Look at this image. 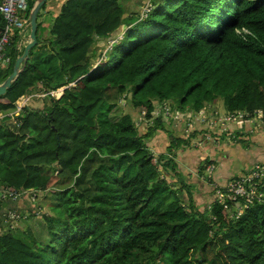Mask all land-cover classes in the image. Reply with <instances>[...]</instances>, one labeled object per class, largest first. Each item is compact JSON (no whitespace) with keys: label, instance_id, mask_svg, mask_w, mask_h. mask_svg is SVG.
<instances>
[{"label":"trees","instance_id":"16d2710c","mask_svg":"<svg viewBox=\"0 0 264 264\" xmlns=\"http://www.w3.org/2000/svg\"><path fill=\"white\" fill-rule=\"evenodd\" d=\"M121 1L66 0L46 39L41 11L38 44L0 96L6 115L22 96L63 88L60 97H32L16 122L0 119V187L58 189L43 198L58 214L40 215L46 245L32 226L15 227L21 213L0 212V264H264V177L252 182V202L239 197L227 210L212 191L210 206L199 205L176 162L189 141L171 133L165 152L152 147L167 127L168 102L182 111L218 100L233 113L264 110V0H150L147 17ZM4 25L0 11V31ZM122 30L95 64L97 44ZM25 35L12 37L2 80ZM117 103L145 111L155 125L143 132L132 111L114 116ZM11 211L20 218L4 223Z\"/></svg>","mask_w":264,"mask_h":264},{"label":"rangeland","instance_id":"374dc122","mask_svg":"<svg viewBox=\"0 0 264 264\" xmlns=\"http://www.w3.org/2000/svg\"><path fill=\"white\" fill-rule=\"evenodd\" d=\"M122 3L125 4L126 10L127 12H130V14H139L140 12H143L144 8L149 5L150 0H122ZM43 11V10H42ZM46 19L45 20H51L50 24L53 23L55 17L53 12H49L46 13ZM41 17H42V12H41ZM41 19V18H40ZM42 27L40 29V36H41V31H42ZM123 31H120L118 33V38L119 37H123ZM116 40L114 39L113 42H110V44L106 41L103 42H99L97 44V48L98 51L96 50V56H95V60L98 58V52L100 53L101 51H103V55L101 58L106 57L107 55V51L108 49L111 48V46L113 45V43ZM100 58V59H101ZM99 59V60H100ZM99 60H96L94 63L96 64ZM94 64V65H95ZM62 90V89H60ZM38 97H44L47 95H43L41 93H39V95H36ZM33 98H31L29 100V104H31ZM39 101V100H35ZM121 103V102H120ZM116 104V106L111 110V114H113L116 117H119L123 114H125L126 112H131L132 111V116H133V120L136 121V125L139 129H141V131L143 132H148L150 127H152V125L154 126L155 123H153L154 121V117L150 118V119H145L144 115H145V111H141V109L137 108V109H133L132 107H124L122 104ZM157 109L154 111V115L159 114L160 115V109L162 108L160 106V104H156ZM171 105V107H170ZM176 104L175 106L172 105V103L168 102V108H171L170 110V116L171 118H169L168 120H171V125L168 126L169 121L167 120L166 124L167 127H165L164 129L162 127H159L157 129V131L162 133V139L163 138H169L171 137V133L175 134L177 137H182L184 139H186L187 141H189V144H184L182 145L180 148H177V154L178 156L176 157V161L178 160V157L180 159V157L182 156V154L185 152H182V150L184 149H189L190 151L194 152L192 153V159L194 160L193 162V166L198 167L200 164V160L202 161L201 163L204 164V166L208 167L210 166V164H214L215 162L218 161V157H216V155L212 154L213 150H222V152H220L221 156H226V152L225 149H221L224 148L222 144L226 143H220L221 140L223 141H240L242 143H244L246 145V141L241 140V137L238 135L239 132H236L235 134L233 133V131L230 130L229 125L232 123L234 124V129L238 126V124L240 125L238 127V130H246L244 129V126H248V123H244V119L240 116V118L238 120H229V114H234L237 115V113L239 112H229L227 111L223 101L218 100V102H216L213 106V104H209L206 107L202 108L199 110V112H194V111H182L178 108H176ZM132 108V109H131ZM262 115H258L261 118H255L254 122L260 123L264 125V112H261ZM0 115H2L0 113ZM6 115L0 116V119L5 117ZM13 121L15 122V119H13ZM220 128V131H218ZM243 131V132H244ZM247 134H249V130L247 131ZM252 132L254 133V130H252ZM226 133L228 135H226ZM233 133V134H232ZM242 133V132H241ZM235 137V138H234ZM227 141V142H228ZM166 141H164L165 143ZM162 143V144H164ZM169 144V143H168ZM248 145V143H247ZM168 145L165 149V151L167 150ZM155 149V148H154ZM195 150V151H193ZM156 154H159V151L153 150ZM182 152V153H181ZM207 152H209L210 154V161H214V163H210L207 162V157L205 156L206 159H202L203 155H205ZM170 156V154H168ZM218 156V155H217ZM199 158V159H198ZM220 158V157H219ZM217 164L210 166V168H214V166H216ZM192 166V167H193ZM247 168V167H246ZM183 169H188L187 167H183ZM251 169H254V166L251 167ZM251 169H249V171H251ZM203 178H209L210 173L206 170H203ZM246 174V173H243ZM236 176H240V175H236ZM236 176H234L231 180L235 179ZM202 177H199L200 180L197 179V177H194V179L198 180L199 183L203 182ZM213 177V175L211 174V178ZM56 181V180H55ZM55 181L53 183H55ZM188 182V181H187ZM190 184V183H189ZM69 184L67 183V186ZM66 186L65 185H57V187L64 189ZM57 189V188H54ZM52 189V190H54ZM51 191H48L46 193H42L39 192L38 190H34L33 192H27V193H22L21 196L17 197V198H9L7 199L6 197H3L0 199V211L5 209L4 211H2L4 214V212H7L9 209H14L17 212L22 214V218L19 219L17 222H15V227L21 228V229H25L28 225L31 227H33V229L35 230L37 236L39 237V240L41 242V244L46 245L49 241L51 236L49 235V233L46 231V225L41 221L40 219V215H43L42 213L48 214L49 217H52L54 219L57 218L58 214L57 211L54 210V208L51 206L50 203L45 202L43 200V198L45 196H47V199L50 200L53 197V194H51ZM58 190V189H57ZM216 198V197H215ZM9 202V203H8ZM38 216L36 218H34L32 220V217ZM9 221H11V218L9 216ZM16 230H14L13 232H15Z\"/></svg>","mask_w":264,"mask_h":264},{"label":"crops","instance_id":"0c3cea01","mask_svg":"<svg viewBox=\"0 0 264 264\" xmlns=\"http://www.w3.org/2000/svg\"><path fill=\"white\" fill-rule=\"evenodd\" d=\"M66 2V0H48L46 8L42 11V17L41 21L42 23V31H41V37L43 39H46L49 36V30L51 20H45L46 19V13H49L50 11L53 12L54 17L60 13V10L62 8V5ZM55 20V19H54ZM54 22V21H53ZM28 42V37L25 35L23 37V41L21 44H19V48H23L24 45ZM214 106V105H213ZM238 126L234 129V124H230L229 128L231 131L234 130V134L236 132H239V136L241 137V140L246 141V145L240 141L234 140L232 141H223L221 140V144L224 145V148L226 152V156H221L220 152L222 150H213L212 154L216 155L218 157V161L214 164H217L215 166V170L213 172V179L214 183L217 185H220L221 187L225 186L229 180H231L236 175H243V173H247L249 169H251L252 166H255L256 164L264 163V125L257 122H250L248 123V126H244V129L247 131L249 130V134H247L246 130H238ZM254 130V133L252 132ZM220 131V128L219 130ZM244 131V132H243ZM242 132V133H241ZM232 133V134H233ZM226 135H228L226 133ZM157 138L152 141V147L154 150L161 152H165V149L167 145H169V138H163L162 139V133H157ZM235 138V137H234ZM164 141H166L164 143ZM164 143V144H162ZM248 143V145H247ZM151 144V142H150ZM185 151V152H184ZM195 151V150H193ZM184 152L182 156L178 157V160L176 161L179 167L181 168L183 174L187 178L188 183H191L194 185V192H195V198L198 199L199 205L209 204L210 197L213 198L212 191L214 196L215 194V184H210L208 181L200 176L198 174V167L193 166L194 160L192 159V151L189 149L182 150ZM181 152V153H182ZM218 155V156H217ZM178 156V154H177ZM176 156V157H177ZM205 156L210 159V154L207 152L205 155H203L202 159H206ZM220 157V158H219ZM199 159V158H198ZM203 161V160H202ZM201 162V160H200ZM201 164V163H199ZM193 166V167H192ZM183 167H187L188 169H183ZM247 167V168H246ZM194 177H197L198 180H200L199 177H202L203 182L206 186H203L199 181L194 179ZM207 184L212 186L211 188L207 189ZM9 203V202H8ZM208 206V207H209ZM5 209L1 210L0 212L4 211Z\"/></svg>","mask_w":264,"mask_h":264},{"label":"built area","instance_id":"2783aa9c","mask_svg":"<svg viewBox=\"0 0 264 264\" xmlns=\"http://www.w3.org/2000/svg\"><path fill=\"white\" fill-rule=\"evenodd\" d=\"M151 5H147L143 12H141L142 16L147 17L149 14V11L151 10ZM28 9V0H2L0 3V11L2 12L4 19H5V25L4 28L0 31V82L1 79V72L3 68L7 67L9 63L11 62V57L7 54V49L11 45L12 37L17 32L19 34H24L26 32V27L28 24V18L24 15V12ZM119 37L116 39L118 41L121 39ZM115 41V42H116ZM57 89V90H51V91H42L39 92L43 95L52 94L56 97H60L63 93V88ZM39 93H31L25 96H22L16 105V109L6 115L11 116L12 119H16L17 116H19L24 108L29 105V100L39 95ZM171 107V106H170ZM171 108H168L166 106L163 110L164 114H166L167 118H171L170 114ZM160 113L162 112V108L159 110ZM264 112V110L260 109L254 113V115H250L247 112H239L237 115L229 114V120H238L240 116L244 119V123H250L254 122L255 118H261L258 115H262L261 112ZM4 114L0 115L3 116ZM16 122V120H15ZM215 164H210V166H213ZM210 166L206 167V170L213 175V172L215 170L214 168H210ZM239 178H235L233 180H229L227 184L223 187L220 185L215 184V194L216 198L219 201L220 204H222L227 210L230 208L228 201H232L233 204H235L238 207L239 197H245L246 201L252 202L254 196L256 197V185L255 183H252L256 178L264 177V163L256 164L254 166V169H251L246 174L238 176ZM249 189H248V187ZM225 189V191L223 190ZM34 190H23L19 191L17 189H12L9 187H0V199L3 197L9 198H17L22 195V193L27 192H33ZM261 195H259L260 197ZM240 208V207H239ZM238 209V213L241 214V210ZM8 215V216H7ZM6 216L7 218H4V223L9 222V216L11 220H17L20 218V215L15 212L11 211ZM2 225L0 227L1 231Z\"/></svg>","mask_w":264,"mask_h":264},{"label":"water","instance_id":"95a60500","mask_svg":"<svg viewBox=\"0 0 264 264\" xmlns=\"http://www.w3.org/2000/svg\"><path fill=\"white\" fill-rule=\"evenodd\" d=\"M47 2V0H35L32 8L30 10L28 24L26 27V32L28 31V42L24 45L23 53L20 54L13 67L12 73L0 82V96L7 93L8 89L12 86V84L17 80L20 73L24 70L27 65V62L30 58L31 49L38 44V16L39 13L43 9V5ZM21 44V43H20ZM19 47V46H18Z\"/></svg>","mask_w":264,"mask_h":264},{"label":"clouds","instance_id":"9594fccd","mask_svg":"<svg viewBox=\"0 0 264 264\" xmlns=\"http://www.w3.org/2000/svg\"><path fill=\"white\" fill-rule=\"evenodd\" d=\"M96 66V65H95Z\"/></svg>","mask_w":264,"mask_h":264}]
</instances>
